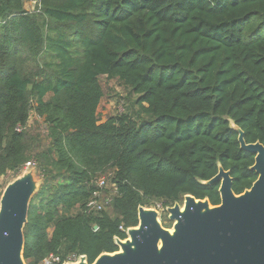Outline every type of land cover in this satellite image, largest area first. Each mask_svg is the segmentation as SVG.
<instances>
[{"label":"trees","instance_id":"obj_1","mask_svg":"<svg viewBox=\"0 0 264 264\" xmlns=\"http://www.w3.org/2000/svg\"><path fill=\"white\" fill-rule=\"evenodd\" d=\"M34 1L0 0V176L32 162L43 179L27 264L118 252L139 207L219 205L220 185L202 184L219 164L235 194L252 187L254 155L230 122L264 144V0ZM104 79L124 110L101 124ZM103 176L104 208L88 214Z\"/></svg>","mask_w":264,"mask_h":264},{"label":"water","instance_id":"obj_2","mask_svg":"<svg viewBox=\"0 0 264 264\" xmlns=\"http://www.w3.org/2000/svg\"><path fill=\"white\" fill-rule=\"evenodd\" d=\"M241 150L256 155L251 170L258 179L237 195L231 171L219 164L218 174L205 186L219 184L221 202L191 195L165 212L173 223L164 227L155 208L139 207V225L127 230V238H115L118 252L103 253L92 264H264V147L248 144L235 122ZM31 169L11 182L0 200V264H27L24 259L25 228L34 197L42 181ZM66 264H90L87 256Z\"/></svg>","mask_w":264,"mask_h":264},{"label":"rangeland","instance_id":"obj_3","mask_svg":"<svg viewBox=\"0 0 264 264\" xmlns=\"http://www.w3.org/2000/svg\"><path fill=\"white\" fill-rule=\"evenodd\" d=\"M36 5H37L36 1L26 0V7L30 11H33L35 9ZM103 83H104L106 88H107V86H109L111 88V90L107 92L108 94L105 97V99L102 101V103L99 107V110H98L99 119H100L101 124L106 122L110 116L116 114L117 112H122L124 110L122 107L121 100H119V95H123L125 93L123 91V88H121L117 83H112V82L109 83V82H107L106 79H104ZM42 125H43V120L38 118L35 115V113H33L32 117H31V121H30V126L31 127H40ZM31 169L37 170L35 165L29 167L28 169H26V166H25L22 169V171H20V173L18 175H13V174L9 173L6 176H0V200H1V197H2L3 192L5 191L6 187L11 182H13L17 177L21 176L22 174H24V172L31 170ZM36 176H37L38 180L42 181V185H43V179L38 175L37 171H36ZM108 187H109V185H108ZM106 189H104V190H106ZM104 190L102 191V198H101L102 202L104 200V193H103ZM155 208L160 212V214H162L161 220H163V217L165 216V214H167L165 212L166 209L162 208L161 204H159L157 207H154L151 209H155Z\"/></svg>","mask_w":264,"mask_h":264},{"label":"built area","instance_id":"obj_4","mask_svg":"<svg viewBox=\"0 0 264 264\" xmlns=\"http://www.w3.org/2000/svg\"><path fill=\"white\" fill-rule=\"evenodd\" d=\"M35 165L34 163L32 162H29L26 164V169H28L29 167ZM97 185H98V191H96L94 194H93V197L92 199L89 201V203L87 204L86 206V212L88 214H93V213H97V212H100L103 210L104 208V205H103V202L101 200L102 198V191L104 189H106L108 187V185L110 186V182H109V178L106 177V176H103V177H100L98 180H97ZM115 187V186H113ZM110 200H107L106 202L108 203ZM122 231H124L125 233H127V230H124L123 228H121ZM77 259H72L66 263H69V262H75ZM60 262V259L58 257H54L52 256L50 259H47L44 264H52V263H59ZM64 263V264H66Z\"/></svg>","mask_w":264,"mask_h":264},{"label":"flooded vegetation","instance_id":"obj_5","mask_svg":"<svg viewBox=\"0 0 264 264\" xmlns=\"http://www.w3.org/2000/svg\"><path fill=\"white\" fill-rule=\"evenodd\" d=\"M256 143H260L264 147V144H262L260 141L254 142V144ZM255 159H256V155H254V164H255Z\"/></svg>","mask_w":264,"mask_h":264}]
</instances>
